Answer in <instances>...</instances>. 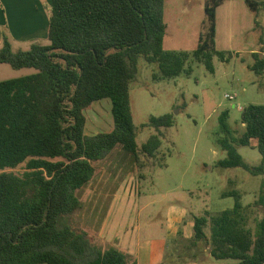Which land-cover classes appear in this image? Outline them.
<instances>
[{
  "label": "trees",
  "instance_id": "trees-1",
  "mask_svg": "<svg viewBox=\"0 0 264 264\" xmlns=\"http://www.w3.org/2000/svg\"><path fill=\"white\" fill-rule=\"evenodd\" d=\"M223 1L205 0L207 29L191 53L163 49L164 0H51L48 44L13 51L3 38L0 64L35 73L0 82V264L129 263L126 253L101 250L85 232L73 229L70 217L81 208L76 193L95 175L94 164L116 147L132 156L139 178L155 165L165 166L161 138L172 126L171 115L151 116L144 127L154 134L136 143L129 89L138 59L156 64L153 77L161 80L188 75L189 59L213 73V57L229 59L216 51L214 40L215 9ZM244 1L256 12V2ZM252 56V70L261 74L264 60L256 52ZM105 99L112 128L89 136L84 112ZM227 119L223 111L217 143L226 156L217 166L264 175V105L241 109L239 137L231 135ZM252 142L261 156L257 166L246 163L236 149ZM222 196L233 198V206L194 217L188 245H203L212 259L229 264H264V179L253 203L262 216L253 228L239 191Z\"/></svg>",
  "mask_w": 264,
  "mask_h": 264
},
{
  "label": "rangeland",
  "instance_id": "rangeland-1",
  "mask_svg": "<svg viewBox=\"0 0 264 264\" xmlns=\"http://www.w3.org/2000/svg\"><path fill=\"white\" fill-rule=\"evenodd\" d=\"M252 1L258 4L256 12L244 0H225L215 9V49L229 59L221 62L213 57V73L189 59L186 66L191 72L188 75L181 73L174 79L161 80L153 77L157 73L156 64H148L142 57L138 59L137 77L129 89L132 121L137 129L136 143L140 146L154 134L152 128L144 127L151 116L171 115L172 126L165 138H161L165 166L155 165L140 179L136 167L130 170L117 147L105 162L97 165L108 168L106 185L110 187L117 186L122 173H126L127 180L132 174L140 179L136 182L135 198L127 199L124 218L126 223L134 222L139 241L164 242V247L159 249L158 264L231 263L212 259L203 245L190 247L183 237L182 224L179 225L182 234L171 238L165 219L170 209L185 210L189 221L203 216L204 212L214 215L233 206V198L222 194L237 190L241 203L249 206V226L253 228L254 221L262 216V211L253 203L264 175L252 176L241 168L217 166L226 156L217 143L221 137L220 114L228 112L229 131L233 137H239L243 133L241 109L249 104L264 105V70L261 74L252 70L255 63L252 53H258L259 59L264 60V0ZM204 5L205 0H164L165 51L191 53L195 50L199 37L207 29ZM39 44L48 42L44 40ZM20 48L26 51L30 47ZM12 50L17 51V47ZM33 73V69L17 71L0 64V82ZM84 113L87 135L110 132L112 118L108 100L93 103ZM253 147L254 142L249 147L237 146L236 149L246 163L257 166L261 156ZM110 164L115 165V170L111 171L114 167ZM21 171V168L15 170L16 173ZM85 194L86 190L78 194L80 201L86 204L83 214L78 217L75 213L70 217L71 226L77 231L85 223L97 228L93 215L100 216L108 200L87 198ZM97 200L100 208L92 209L89 202ZM89 234L91 240L93 235Z\"/></svg>",
  "mask_w": 264,
  "mask_h": 264
},
{
  "label": "crops",
  "instance_id": "crops-1",
  "mask_svg": "<svg viewBox=\"0 0 264 264\" xmlns=\"http://www.w3.org/2000/svg\"><path fill=\"white\" fill-rule=\"evenodd\" d=\"M50 5L51 0H0V47L3 38L9 41L12 48L17 47V51L22 49L20 47L29 48L34 43L46 40L48 30L47 8ZM117 148L120 150L121 157L125 158L130 170H132L135 166L132 156L120 147ZM113 151L105 159L95 163V168L105 162ZM110 166L113 165L110 164ZM97 167L98 172H95L93 178L79 190V193H76V196L80 200L81 196L79 197L78 194H81L82 190H86L87 198L97 197L108 200L102 208L100 216L93 215L97 221V228L85 223L79 231L85 232L89 240L91 237L89 233H91L93 235L90 240L91 244L101 250L114 247L126 253L131 257L129 264H158L161 258V250L159 252V249L164 247V242L149 244L139 241L134 222L126 223L124 218L127 199L135 198L136 182L143 177L138 179L137 175L132 174V177L127 180L126 173H122L117 186L110 187L106 185L108 168ZM115 168H112L111 171ZM89 204L92 209L98 210L100 208L99 200L89 202ZM85 205L81 201V208L75 212L78 217L83 212ZM186 216V211L183 209L173 208L168 211L165 217L166 231L171 238L176 237L180 224L183 225L181 228L183 237L188 239L191 236L192 221L187 220Z\"/></svg>",
  "mask_w": 264,
  "mask_h": 264
},
{
  "label": "built area",
  "instance_id": "built-area-1",
  "mask_svg": "<svg viewBox=\"0 0 264 264\" xmlns=\"http://www.w3.org/2000/svg\"><path fill=\"white\" fill-rule=\"evenodd\" d=\"M233 97H230V99H232Z\"/></svg>",
  "mask_w": 264,
  "mask_h": 264
}]
</instances>
